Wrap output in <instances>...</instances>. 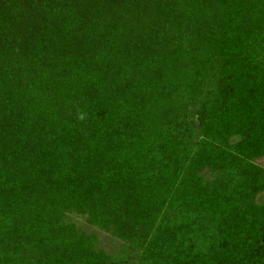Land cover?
Listing matches in <instances>:
<instances>
[{"label": "trees", "instance_id": "trees-1", "mask_svg": "<svg viewBox=\"0 0 264 264\" xmlns=\"http://www.w3.org/2000/svg\"><path fill=\"white\" fill-rule=\"evenodd\" d=\"M0 264H264V0H0Z\"/></svg>", "mask_w": 264, "mask_h": 264}, {"label": "rangeland", "instance_id": "rangeland-1", "mask_svg": "<svg viewBox=\"0 0 264 264\" xmlns=\"http://www.w3.org/2000/svg\"><path fill=\"white\" fill-rule=\"evenodd\" d=\"M101 235V233L99 234V236ZM101 236H103V235H101ZM102 241H101V243L103 244V245H106V247L109 249V241L106 239V237L105 238H103L102 237V239H101Z\"/></svg>", "mask_w": 264, "mask_h": 264}]
</instances>
